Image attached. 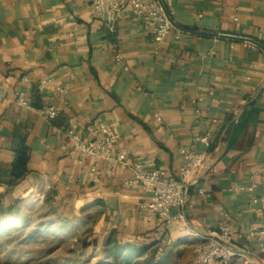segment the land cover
Here are the masks:
<instances>
[{"label": "crops", "instance_id": "1", "mask_svg": "<svg viewBox=\"0 0 264 264\" xmlns=\"http://www.w3.org/2000/svg\"><path fill=\"white\" fill-rule=\"evenodd\" d=\"M161 2L173 27L156 41L129 11L111 31L91 0H0V189L10 203L37 191L69 196L76 209L98 210L101 247L115 240L144 249L137 260L195 264V245L217 231L223 211L238 233L264 226V205L252 202L264 196V0ZM20 91L29 106L17 102ZM52 106L59 113L49 118ZM100 122L118 134L115 155L167 178L184 163L181 147L206 154L169 224L148 218V195L125 184L129 165L111 172L71 152L68 129L90 138ZM20 140L27 172L9 188Z\"/></svg>", "mask_w": 264, "mask_h": 264}, {"label": "built area", "instance_id": "2", "mask_svg": "<svg viewBox=\"0 0 264 264\" xmlns=\"http://www.w3.org/2000/svg\"><path fill=\"white\" fill-rule=\"evenodd\" d=\"M94 12L111 31L115 29L117 18L125 11L141 17L145 27L156 41H161L172 29L173 22L165 11L161 0H91ZM252 45V44H250ZM121 58V54H117ZM17 102L23 106H29V100L25 93L17 94ZM44 114L53 118L58 115L57 107L44 109ZM240 121L236 115L234 122ZM90 138H85L75 129L67 131L71 145V152L78 156L81 163L87 158H92L96 164L103 160L111 172L117 164H127L132 172V178L125 182L126 185L140 184L148 198L141 203V207L147 211L150 220H155L157 226L169 224L172 220L171 210L182 207L187 200L189 184L197 181V173L206 161V154L198 152L190 147H181L180 152L184 156V163L180 166L178 175L173 178L165 177L157 167H149L139 160L129 162L123 153L115 155L114 148L118 140V134L107 123L100 122L92 131ZM200 141L209 143V133H203L197 137ZM244 186H236L235 191ZM205 192V187L199 188ZM252 202L264 205V196L253 197ZM180 220L184 214L179 213ZM226 211L221 213L216 232L208 235L203 241L194 247L195 264H264V226H251L246 232L238 233L229 221ZM238 233L246 241V246H240L235 241Z\"/></svg>", "mask_w": 264, "mask_h": 264}, {"label": "rangeland", "instance_id": "3", "mask_svg": "<svg viewBox=\"0 0 264 264\" xmlns=\"http://www.w3.org/2000/svg\"><path fill=\"white\" fill-rule=\"evenodd\" d=\"M0 189V264H96L104 260L93 207L56 192L10 203ZM96 241V242H95ZM109 261V260H107Z\"/></svg>", "mask_w": 264, "mask_h": 264}, {"label": "trees", "instance_id": "4", "mask_svg": "<svg viewBox=\"0 0 264 264\" xmlns=\"http://www.w3.org/2000/svg\"><path fill=\"white\" fill-rule=\"evenodd\" d=\"M14 150L16 156L10 168L12 180L7 184L9 188L14 187L25 175L29 160V150L23 140L17 141ZM5 171V169H0V176L5 174ZM107 241L109 242L102 247L105 258L96 264H161V261H154L153 254L144 260H137L143 254L144 249L142 248L135 249L130 244H120L115 240Z\"/></svg>", "mask_w": 264, "mask_h": 264}]
</instances>
